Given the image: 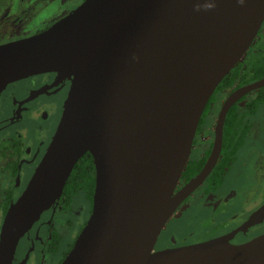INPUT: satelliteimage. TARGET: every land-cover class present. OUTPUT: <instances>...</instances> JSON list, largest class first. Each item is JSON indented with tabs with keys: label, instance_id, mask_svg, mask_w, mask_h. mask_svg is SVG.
<instances>
[{
	"label": "water",
	"instance_id": "95a60500",
	"mask_svg": "<svg viewBox=\"0 0 264 264\" xmlns=\"http://www.w3.org/2000/svg\"><path fill=\"white\" fill-rule=\"evenodd\" d=\"M264 21V0H84L45 31L0 44V92L50 70L72 77L55 133L0 227V264L92 157L90 216L61 264H264V233L239 245L203 241L154 250L180 203L219 157L224 100L202 170L180 189L205 106ZM264 217V204L248 223Z\"/></svg>",
	"mask_w": 264,
	"mask_h": 264
},
{
	"label": "flooded vegetation",
	"instance_id": "af4514ba",
	"mask_svg": "<svg viewBox=\"0 0 264 264\" xmlns=\"http://www.w3.org/2000/svg\"><path fill=\"white\" fill-rule=\"evenodd\" d=\"M83 1L62 14V10L56 12L53 9L58 0H0V44L45 31ZM263 52L264 23L234 68V71H239V77L235 78L228 89L221 88L219 84L210 96L199 120L185 166L194 174L188 178L182 172L175 191L204 167L213 146L218 113L227 96L234 90L264 77L248 82L242 80L250 61L259 59ZM71 81L70 73L65 70H50L13 81L0 92V227L8 206L22 194L49 146ZM259 102L264 104V86L242 96L226 114L225 119L230 112L240 116L242 127L237 130L240 133L244 131V138L251 132L250 118ZM212 106H217L213 117L209 113ZM224 124L221 150L216 163L202 183L176 208L160 234L167 231L168 222L182 220L186 221L191 230L189 237L194 235L196 239L193 243L212 240L218 245H239L264 233V217L259 222L247 224L251 214L264 204V150L259 161L250 160L254 165L242 167L243 174H240V163L237 165L238 173L234 174L235 159L232 157L224 160L223 157ZM211 125L213 126L210 127ZM83 159H86V163L82 165L87 166L85 168L89 178L77 180L85 179L86 183H80L77 187L70 186L68 200L61 192L58 199L40 215L38 221L21 236L12 264H29L30 258L35 259V254L39 255L41 264H61L86 224L92 209L95 170L89 153H85L79 160ZM228 172L231 176L225 178ZM26 233L29 241L22 251L20 241ZM193 243H165L161 249Z\"/></svg>",
	"mask_w": 264,
	"mask_h": 264
},
{
	"label": "rangeland",
	"instance_id": "374dc122",
	"mask_svg": "<svg viewBox=\"0 0 264 264\" xmlns=\"http://www.w3.org/2000/svg\"><path fill=\"white\" fill-rule=\"evenodd\" d=\"M79 1L81 0H58L57 5L53 6V9L61 11L60 13H65L66 11L71 10ZM254 44V43H253ZM259 106L256 107V111L251 116L250 120L252 123V129L250 134L244 138L245 142L243 146L236 151V154L233 156L235 161L233 162L234 165V174L238 173L237 165L240 163V174H243L244 171L242 167L244 165H250L251 159H255V161H259L262 157V150H264V104L263 102H259ZM238 107H240V102H238ZM211 109V110H210ZM210 115L213 117L216 114L217 106H212L210 108ZM238 124V123H237ZM211 125L210 127H212ZM254 161V160H253ZM255 164V163H254ZM251 164V165H254ZM229 175V176H228ZM229 172L226 174L225 178H230ZM242 178V176L240 177ZM185 220L177 221V222H168L166 225L167 231H162L160 234L154 249H160L166 244L170 245L173 243H193L196 242V239L193 236L189 237L190 228H188V224L185 223ZM74 233V231H73ZM187 240V241H185ZM27 241H29L28 234L26 233L24 237L20 241V246H22V251L27 245ZM34 258H30L29 264H41L39 255L35 254ZM43 259V258H41ZM40 261V262H39Z\"/></svg>",
	"mask_w": 264,
	"mask_h": 264
},
{
	"label": "trees",
	"instance_id": "16d2710c",
	"mask_svg": "<svg viewBox=\"0 0 264 264\" xmlns=\"http://www.w3.org/2000/svg\"><path fill=\"white\" fill-rule=\"evenodd\" d=\"M264 23V22H263ZM236 67V66H235ZM234 67V68H235ZM231 70L220 82L221 88H230L233 84L236 77H239V71H234L235 69ZM233 71V72H232ZM264 76V52L257 60L250 61L249 67L246 71V74L243 75L242 80L245 82L256 80L260 77ZM232 112L233 109L231 110ZM238 123V124H237ZM242 127L240 122V116H237L235 113H229L227 118L225 119L224 124V146H223V157L224 160L232 159L233 153L244 143V131L240 133L237 129ZM90 158V157H89ZM86 159L79 160L73 167L71 174L69 175L66 184L62 191V196L68 200L69 198V191L70 186L77 187L80 183H86L85 179L77 180V178H89L87 175V171L84 165H82ZM87 167V166H86ZM194 173H191L190 168H185L183 171V176H187L188 178L191 177ZM93 176L91 175L90 178ZM91 188L93 185V180L90 181Z\"/></svg>",
	"mask_w": 264,
	"mask_h": 264
}]
</instances>
